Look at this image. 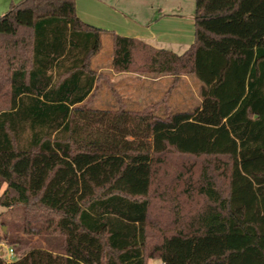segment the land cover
Returning <instances> with one entry per match:
<instances>
[{
  "label": "trees",
  "instance_id": "trees-1",
  "mask_svg": "<svg viewBox=\"0 0 264 264\" xmlns=\"http://www.w3.org/2000/svg\"><path fill=\"white\" fill-rule=\"evenodd\" d=\"M193 26L181 53L111 34V70L197 78L160 115L90 104L104 30L74 0L0 15V205L20 210L0 264H264V0H194Z\"/></svg>",
  "mask_w": 264,
  "mask_h": 264
},
{
  "label": "rangeland",
  "instance_id": "rangeland-1",
  "mask_svg": "<svg viewBox=\"0 0 264 264\" xmlns=\"http://www.w3.org/2000/svg\"><path fill=\"white\" fill-rule=\"evenodd\" d=\"M178 3L179 7L178 5L174 6V8H177L176 11H180L183 15L193 13L194 0H179ZM110 48V39L102 37L101 47L96 57L101 58V60H108ZM133 74L147 77L143 86L139 80H136L137 77H134L136 75ZM155 77L160 78L152 80ZM133 99H140V101L134 103ZM199 101V82L192 74L174 76L173 74H152L135 71L118 72L104 68L98 71V82L89 102L92 106L101 108L122 105L138 109L148 105L154 108V112L162 115L168 111L190 109L197 105ZM169 156V159L161 165L160 174H163L164 171L165 174H171L174 171L175 164L181 160L176 154H170ZM4 186V183L0 185V192ZM154 211L156 212L155 207ZM19 220L20 210L18 208L7 210L0 205V256L5 260L9 259L8 246L10 245L6 243L2 236L5 232L12 231V225L18 223ZM45 244L46 240L44 238L33 236L25 244L18 247V253L23 252L30 246H45ZM14 257L13 254L10 260ZM146 264H162V262L159 258H147Z\"/></svg>",
  "mask_w": 264,
  "mask_h": 264
},
{
  "label": "crops",
  "instance_id": "crops-1",
  "mask_svg": "<svg viewBox=\"0 0 264 264\" xmlns=\"http://www.w3.org/2000/svg\"><path fill=\"white\" fill-rule=\"evenodd\" d=\"M18 1L0 0V15L11 3ZM178 2L179 0H74V6L76 16L81 21L104 30L100 35V47L102 37L109 38L111 44V34H118L137 38L153 47L181 53L193 41L194 26L193 13L183 15L176 11L174 6ZM98 51L90 60L92 67L97 71L104 68L111 70V48L108 60L96 57ZM133 75H136L134 77L143 86L147 77ZM137 101L140 99H133L134 103Z\"/></svg>",
  "mask_w": 264,
  "mask_h": 264
},
{
  "label": "built area",
  "instance_id": "built-area-1",
  "mask_svg": "<svg viewBox=\"0 0 264 264\" xmlns=\"http://www.w3.org/2000/svg\"><path fill=\"white\" fill-rule=\"evenodd\" d=\"M13 254L14 253H13L12 247L11 246H8V257H9V259H6V260L9 261Z\"/></svg>",
  "mask_w": 264,
  "mask_h": 264
}]
</instances>
